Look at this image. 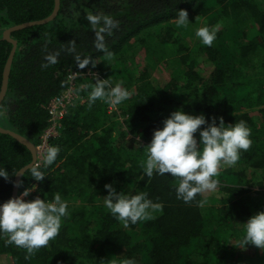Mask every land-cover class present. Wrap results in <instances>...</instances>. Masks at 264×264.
I'll return each mask as SVG.
<instances>
[{"label":"trees","instance_id":"1","mask_svg":"<svg viewBox=\"0 0 264 264\" xmlns=\"http://www.w3.org/2000/svg\"><path fill=\"white\" fill-rule=\"evenodd\" d=\"M54 8L55 0H0V93L14 46L6 29L42 20ZM179 10L188 13L186 27L176 24ZM88 13L119 21L105 36L111 61L94 46ZM204 26L218 27L211 47L195 36ZM10 36L17 48L0 126L40 145L52 125L47 106L67 92L73 72L80 73L77 91L85 101L69 107L49 138L60 149L56 161L33 166L44 180H33L31 167L19 187L20 195L37 186L25 200L60 193L69 215L32 254L0 234V264H264V250L243 242L244 223L264 211V0H60L53 19ZM57 52V63L42 67ZM76 55L89 65L78 68ZM97 79L129 90L121 113L102 100L89 106ZM180 108L226 124L243 120L251 129V147L234 166L220 168L217 189L190 203L176 197L178 178L148 177L142 167L154 130ZM32 158L26 145L0 131V167L10 175L0 178V203L12 197L17 172ZM105 184L118 193L145 192L161 207L125 227L104 206Z\"/></svg>","mask_w":264,"mask_h":264},{"label":"clouds","instance_id":"2","mask_svg":"<svg viewBox=\"0 0 264 264\" xmlns=\"http://www.w3.org/2000/svg\"><path fill=\"white\" fill-rule=\"evenodd\" d=\"M86 20L95 35V48L104 52L105 59L111 61L113 53L105 45V36L113 35L114 30L119 27V21L103 13H88ZM175 20L178 27L190 24L185 10L177 11ZM217 31V26H204L196 29L195 36L203 45L211 47ZM69 50L75 52L74 41ZM58 56L59 52L47 55V63L42 67L57 63ZM75 59L80 69L90 63L88 59L82 60L79 55ZM130 95L129 90L119 83L112 86L106 79H97L88 96L89 106L97 100L113 106L119 105ZM2 115L3 110L0 109V116ZM250 136L251 129L243 120L226 124L223 117L206 118L204 114L193 115L180 108L163 120L162 128L154 130L150 143L145 146L147 159L142 167L148 177L155 173L178 178L176 197L190 203L197 194L217 189L219 181L215 177L219 175L220 168L231 167L237 163L241 151H247L251 147ZM59 151L57 146L47 147L42 158L43 166L52 165ZM30 175L37 182H42L45 178L39 167H33ZM9 177V172L0 167V178L7 181ZM20 186L17 184V187ZM104 187L107 190V195L103 196L104 206L125 227L129 223L136 224L149 219L150 210L161 207L153 203L145 192L118 193L111 184H105ZM36 188L33 184L30 188H25L19 196L0 203V234L7 235L8 244L22 247L28 254L47 246L59 234L63 218L69 215L68 202L58 192L51 199L46 195L43 198L37 195L34 199L25 200ZM243 242L264 250V211L252 215L244 223ZM123 264L136 262L134 259H126Z\"/></svg>","mask_w":264,"mask_h":264},{"label":"water","instance_id":"3","mask_svg":"<svg viewBox=\"0 0 264 264\" xmlns=\"http://www.w3.org/2000/svg\"><path fill=\"white\" fill-rule=\"evenodd\" d=\"M59 8H60V0H55V8H54L52 14L49 15L48 17H46L42 20H38V21H29V22L21 23V24H18V25H15V26H12V27L6 29V31L4 33V37L6 39H8L9 41L13 42L14 46L11 50L10 56L8 58V61L6 63L5 69H4L2 89H1V93H0V105H1V102H2L3 98L5 97L7 89H8L11 64H12V61H13V58H14V55L16 52V48H17V41L15 39L11 38V36H10L11 32L18 30V29H22L24 27H27V26H30L33 24L48 22L57 15ZM0 131L13 135L19 141H21L24 145H26L32 152V157H33L32 161L29 164L25 165L23 168H21L15 176L13 192H12V197H11V198H14L16 196H19V187H17V184H20L22 176L24 175L25 171L28 168L33 167L37 162V158H38L37 145L35 143H33L32 141H30L28 138L24 137L23 135L15 132L13 130L6 129V128L0 126Z\"/></svg>","mask_w":264,"mask_h":264},{"label":"built area","instance_id":"4","mask_svg":"<svg viewBox=\"0 0 264 264\" xmlns=\"http://www.w3.org/2000/svg\"><path fill=\"white\" fill-rule=\"evenodd\" d=\"M79 74L80 73L73 72L69 76L70 86L67 92L54 97L47 106L52 125L43 136L42 143L40 145H37V165L42 164L43 154L46 151L47 147L50 146L49 138L58 133V128L61 125V120L67 113L69 107L75 104L78 100H80L81 102L85 101V99L81 97L77 91Z\"/></svg>","mask_w":264,"mask_h":264},{"label":"rangeland","instance_id":"5","mask_svg":"<svg viewBox=\"0 0 264 264\" xmlns=\"http://www.w3.org/2000/svg\"><path fill=\"white\" fill-rule=\"evenodd\" d=\"M160 76L162 77V74L160 73ZM119 106L118 105H115V106H113V105H110L109 106V108H110V110L111 111H115L116 113H118V112H120L121 113V111H120V109L118 108ZM119 114V113H118ZM124 119V118H123ZM127 139H130V136H129V138H127ZM137 139H138V137H137ZM135 145H137V144H135ZM134 145V146H135Z\"/></svg>","mask_w":264,"mask_h":264}]
</instances>
